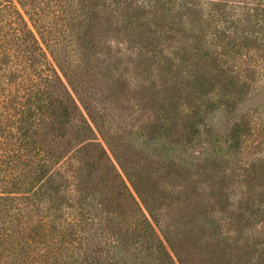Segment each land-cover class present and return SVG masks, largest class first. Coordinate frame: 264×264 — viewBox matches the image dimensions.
Listing matches in <instances>:
<instances>
[{"label": "trees", "instance_id": "16d2710c", "mask_svg": "<svg viewBox=\"0 0 264 264\" xmlns=\"http://www.w3.org/2000/svg\"><path fill=\"white\" fill-rule=\"evenodd\" d=\"M18 2L0 0V264H264V158L255 150L264 136V0ZM167 4L201 18L160 30L140 21ZM113 11L128 17L121 37L95 27ZM187 38L196 41L182 45ZM169 40L168 54L158 43ZM144 52L258 89L263 109L236 122L251 123L244 176L226 185L227 206L217 196L209 223L200 218L208 210L196 213L204 188L161 179L149 153L123 146L125 133L161 127L153 111L141 113L144 79H128L132 56ZM190 101L186 119L201 107ZM238 249L247 251L236 258Z\"/></svg>", "mask_w": 264, "mask_h": 264}, {"label": "rangeland", "instance_id": "374dc122", "mask_svg": "<svg viewBox=\"0 0 264 264\" xmlns=\"http://www.w3.org/2000/svg\"><path fill=\"white\" fill-rule=\"evenodd\" d=\"M14 2L20 7L18 0ZM170 5L167 4L163 8L155 7L156 10L148 11L143 17L141 16L140 21H150L151 29L160 30L161 24L166 25L167 20L170 19L178 20L182 24L185 21L188 24L201 18V13L171 11ZM48 16L53 17L51 13ZM127 19L126 14L113 11L107 18L104 16L100 20L102 25L97 23L95 27L99 29L100 34L121 37L119 32L121 28H125ZM154 34L158 35V33ZM134 38L143 40L141 37H132L131 40ZM157 41L161 42L159 38ZM195 41V39L187 38L182 45L195 43ZM245 42L254 43L247 39ZM170 44V40L162 44L158 43V48L162 47L169 54L176 50V47ZM153 53L144 52L141 56L138 54L132 56L128 79L132 76L134 79L139 77L138 83L141 78L144 79L143 91L148 95L141 103L143 106L140 108L141 113L153 111V115L156 114L160 120L161 127L153 131L149 128L145 137L137 136L131 131L125 133L123 146L137 155L147 156L144 152L149 153L148 159L156 160L158 167H161L159 175L161 179H172L176 182L188 180V183L194 180L200 188H204L208 201L200 204V209H197L196 213L199 210H208V213H201L200 218L209 223L211 210L221 208V205L217 203L219 198L217 196L222 197V206H227L233 193L227 194L226 185L238 182L244 176V161L248 155V147L246 148L244 144L249 146L253 140L250 133L251 123L242 124L241 122V125L237 127L236 122L240 121L239 118L252 108L261 112L263 107L257 100L258 89L251 81L239 86L241 83L237 80L224 82L206 74L202 76L200 73L202 69H186L183 66L172 65L173 60L162 59L159 52H155L157 53L155 55ZM194 61H192L193 64ZM135 64L138 66L136 67ZM248 80H251V77ZM195 82L201 84H197L196 87ZM188 90H195V92L189 94ZM188 101L191 104L198 103L201 107L194 117L186 119L183 109L188 106ZM123 110L127 109L123 108ZM123 110L119 109L120 112ZM136 116L134 115V118ZM261 140V145L255 148L256 155L260 159L264 158V136ZM210 172L218 173V177L210 175ZM261 203L263 207L264 202ZM257 206L259 205L250 207L260 215L261 210L259 212L255 210ZM191 211L192 208L189 209L190 215ZM155 226L160 231L159 226L157 224ZM166 245L168 246L167 243ZM244 251L247 249L236 250L235 257L239 258ZM257 264H263V260Z\"/></svg>", "mask_w": 264, "mask_h": 264}]
</instances>
